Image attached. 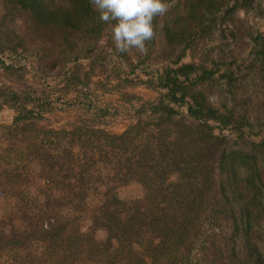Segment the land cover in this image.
Masks as SVG:
<instances>
[{
    "label": "rangeland",
    "instance_id": "obj_1",
    "mask_svg": "<svg viewBox=\"0 0 264 264\" xmlns=\"http://www.w3.org/2000/svg\"><path fill=\"white\" fill-rule=\"evenodd\" d=\"M169 3L168 12L154 19L155 37L146 42L148 52L142 55L134 49L117 52L104 21L98 35L38 27L27 12L0 0V109L3 105L13 108L17 97L13 109L17 114L29 115L16 126L0 127V264H97L90 262L96 257L89 249L88 215L102 202L103 185L84 186L82 212L71 207L61 210L68 218L66 227L61 226L65 228L62 240L51 242L45 232L56 225L52 217L58 210V205L50 201L46 212V201L67 192L57 188L42 164H54L61 149L71 145L70 136H50L48 131L70 132L79 125L54 129L33 114L53 113L58 104L55 98L63 89L72 92L69 105L84 94L92 99L93 114H99L103 111V89L106 92L122 83L125 85L116 90V103L132 101L135 114L143 104L164 98L167 70L179 80L187 76L193 82L191 92L221 114L232 115L228 127L212 123L214 133L226 136L231 150L254 158L262 177L260 192L253 190L245 195L247 200L256 196L250 207L253 222L249 232L256 253H250L243 234L237 232L232 218L218 205L216 213L200 223L192 239V260L186 264H264V146H259L264 141V82L259 73L263 64L256 57L252 41L256 33H264V0H253L251 6L240 5L229 12L233 6L230 2L212 14L199 11L191 17L187 0ZM166 28L176 33L170 41ZM190 64L196 71L185 76ZM198 75L204 77L196 81ZM169 104L176 114H187L185 103ZM112 108V113L124 114L123 109ZM30 110L33 112L28 113ZM239 121L247 123L241 131L236 129ZM97 170L101 176L107 174L102 164L91 173L95 175ZM175 180V176L170 177V181ZM116 194L120 200L131 202L141 199L144 189L131 181L119 186ZM43 210L42 219L37 221L35 215ZM105 237L102 229L94 234L97 242Z\"/></svg>",
    "mask_w": 264,
    "mask_h": 264
},
{
    "label": "trees",
    "instance_id": "obj_2",
    "mask_svg": "<svg viewBox=\"0 0 264 264\" xmlns=\"http://www.w3.org/2000/svg\"><path fill=\"white\" fill-rule=\"evenodd\" d=\"M4 1L27 12L38 27L85 31L94 35H98L103 27L90 0ZM252 1L187 0V4L191 17L199 11L212 14L221 5L233 2L231 12L240 5L251 6ZM165 31L169 41L176 35L172 29ZM252 41L256 57L263 64L259 73L264 82V33H256ZM195 71L194 65H187L185 76ZM166 77L168 86L164 98L143 104L135 113L136 123L120 134L87 126L75 127L70 132L48 131L50 136L61 133V136L71 137V145L61 149L62 154L54 164L48 161L42 164L53 176L57 188L67 192L46 201V212L50 201L58 205L57 214L52 217V223L56 225L45 231L51 242L62 240L65 228L61 226L68 222L61 210L71 207L75 212H82L84 186L99 183L105 188L103 200L90 209L88 215L91 223L89 249L96 257L90 260L92 263L191 262L192 239L202 220L213 216L218 205L232 218L237 232L243 234L250 253L255 252L249 232L253 222L250 207L256 196L247 200L245 195L253 190L260 192L262 177L258 174L256 160L231 150L226 136L214 133L212 123L228 127L232 123L231 114H221L203 97L191 92L189 87L193 82L187 76L185 80H179L167 70ZM200 77L202 79L204 75H198L196 81ZM187 97L191 99L189 102L185 100ZM14 99L11 107L16 108L18 98ZM165 100L169 102L165 103ZM169 103H185L187 114H176ZM146 111L148 114H143ZM28 116L18 114L12 126ZM245 123L237 122L236 129L241 131ZM259 146L263 147L264 141ZM97 164H102L106 175L101 176L99 170L95 175L91 173ZM171 176L176 180L170 181ZM131 181L143 187V197L131 202L120 200L116 189ZM42 212L44 210L35 215L37 221L42 219ZM100 229L106 233L103 242L94 238ZM256 255L262 262L260 254ZM100 256L103 259L98 258Z\"/></svg>",
    "mask_w": 264,
    "mask_h": 264
},
{
    "label": "crops",
    "instance_id": "obj_3",
    "mask_svg": "<svg viewBox=\"0 0 264 264\" xmlns=\"http://www.w3.org/2000/svg\"><path fill=\"white\" fill-rule=\"evenodd\" d=\"M124 85V83L118 84L117 86H113L106 92L103 89V111L99 114H93V109H91L90 106V101L92 99L84 94L82 95L83 97L78 96L77 100L74 97L73 99L76 100V102L72 105H69L70 102H72L70 100L72 92L70 89H63L61 90L62 94L56 96L55 98L56 100H58V104L56 105L57 108H54L53 113L40 111L39 114L33 115L38 116L42 120V122L50 123V127L54 129L67 128L72 125L78 124L79 126H87L93 129H100L112 133H121L130 124H133L137 121V118L132 111L134 107L132 106V101H126L125 99L123 102H121V100H119V102L117 103L120 104V107L116 103V94H118V92H116V90L118 89L117 87ZM60 87H62V84L61 86H58V88ZM66 87L70 88V84H67ZM124 98H126V96ZM149 98L150 96H146L145 99ZM118 99H120V96L118 97ZM127 106L128 108H126ZM111 108L112 110H116V108L118 110L123 109L124 114L112 113ZM17 116L18 114L16 110L3 105L0 109V127L1 125H11Z\"/></svg>",
    "mask_w": 264,
    "mask_h": 264
},
{
    "label": "clouds",
    "instance_id": "obj_4",
    "mask_svg": "<svg viewBox=\"0 0 264 264\" xmlns=\"http://www.w3.org/2000/svg\"><path fill=\"white\" fill-rule=\"evenodd\" d=\"M98 18L111 33L117 52L136 50L145 55L155 37L154 19L168 12L169 0H90Z\"/></svg>",
    "mask_w": 264,
    "mask_h": 264
}]
</instances>
